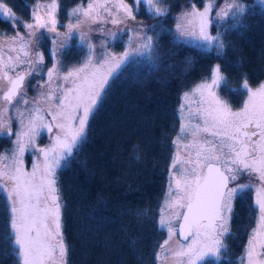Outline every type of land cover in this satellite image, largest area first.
Returning <instances> with one entry per match:
<instances>
[{
    "label": "snow or ice",
    "instance_id": "obj_1",
    "mask_svg": "<svg viewBox=\"0 0 264 264\" xmlns=\"http://www.w3.org/2000/svg\"><path fill=\"white\" fill-rule=\"evenodd\" d=\"M34 3L35 7L27 5L30 16L26 22L14 13L7 0H0V17L26 29L22 34L12 24L15 34L8 41L12 45L9 53L16 55H8L7 60L0 55V79H6L9 85L7 91L0 89V133L15 136L14 148L0 153V197L8 210L10 245L18 264H67L63 202L56 174L84 142L89 119L104 98L109 81L133 57H146L162 65V34H168L174 44L193 41L201 52L223 56L226 35L243 26L242 20L252 6L244 0H223L217 8V0H204L201 10L191 3L174 17V29H164L162 24H127L136 20L135 11L142 4L150 18L166 17L170 9L164 0H87L86 4L79 0L68 13L74 22L70 19L63 25L67 31L59 33L58 0L44 4L43 13L39 0ZM229 20L232 23L220 31ZM108 22L124 27L119 32L95 29L103 32L104 38L99 45L94 44L89 34L92 25ZM83 25L88 26V32L82 30ZM214 26L218 27L213 35ZM157 27L161 31H155ZM38 29L55 34L50 50L53 58L68 48L74 36L86 46L87 55L79 66L63 74L62 62L54 59L53 66L47 69V81L38 84V95L30 98L25 78L42 74L43 53L33 49ZM121 32L131 35L124 50L116 53L110 50L109 41H115ZM192 63L189 58L188 64ZM21 65L26 70L17 72ZM168 67L174 65L169 63ZM222 86L227 88L228 80L220 64H216L209 76L183 93L182 98L189 104H181V111L187 107L189 123L181 124L180 134L172 143L179 147L189 133L191 139L183 145V156L177 151L172 157L168 192L156 221L168 234L156 253L162 264L169 258L174 264H220L222 253L227 251L224 238L230 235L233 201L246 190L254 193V226L238 264H264V82L253 88L246 77L243 79L241 87L247 98L238 110L220 95ZM9 111L15 116H9ZM13 119L19 125L15 131ZM44 131L51 134L50 143L39 147L37 138ZM26 150L36 157L30 169L23 159ZM243 175L249 181L238 183ZM177 236L175 246H171Z\"/></svg>",
    "mask_w": 264,
    "mask_h": 264
},
{
    "label": "trees",
    "instance_id": "obj_2",
    "mask_svg": "<svg viewBox=\"0 0 264 264\" xmlns=\"http://www.w3.org/2000/svg\"><path fill=\"white\" fill-rule=\"evenodd\" d=\"M33 1L7 0V3L20 16L28 17L27 5ZM203 1L164 0L170 11L159 19L150 18L143 4L135 14L146 26L162 24L164 29H174L175 12L188 3L201 5ZM78 2L58 0L57 30H63L70 9ZM244 3L252 7L242 20L243 26L226 35L223 56L203 53L194 42L174 44L168 34H162L159 40L165 55L162 65L146 57H133L109 81L104 98L89 119L84 142L56 174L63 202L67 264L157 263V248L166 231L156 221L175 146L172 142L179 129L182 91L209 76L215 60L228 80V87L219 89L220 95L231 106L240 105L245 97L241 87L245 77L249 85L264 78V3L260 0H244ZM222 4L223 0H217V8ZM231 23L229 20L219 30L223 32ZM12 31V24L0 17V38ZM39 31L42 74L28 76L26 82L33 81L29 92L45 75L52 60L62 62L63 72L74 64L79 65L87 55L86 46L74 36L68 48L62 54L58 51L53 58L50 52L53 34H48L46 29ZM155 31L161 29L157 27ZM122 39L109 41V45L121 48ZM189 58L193 61L191 65ZM169 63L174 67H168ZM8 142L9 136L0 134V147ZM252 198V192L246 190L233 201L230 235L224 238L227 251L222 253L220 264H238L254 225ZM9 232L8 210L0 197V264H18Z\"/></svg>",
    "mask_w": 264,
    "mask_h": 264
},
{
    "label": "rangeland",
    "instance_id": "obj_3",
    "mask_svg": "<svg viewBox=\"0 0 264 264\" xmlns=\"http://www.w3.org/2000/svg\"><path fill=\"white\" fill-rule=\"evenodd\" d=\"M39 2H40V4H41L40 12L43 13V11H44V9H43V5L49 3L50 0H39ZM127 2H128V3H132V2H129L128 0H127ZM84 3L86 4V3H87V0H86ZM29 5H31L32 7H35V3H34V1H33V2H29ZM76 5H77V4H75V5L70 9V11H71ZM9 6H10V5H9ZM190 6H191V3H188L187 5L182 6L177 12L174 13V17H176V16H177V15H178L183 9H185L186 7H190ZM203 6H204V1H203V3H202L201 5H196V7H197L198 9H201V10H202ZM13 11H14V13H15L18 17H20L23 21H26V22L29 21L30 9H29V15H28V17H22V16H20V15L14 10V9H13ZM57 18H58V15H57ZM70 19H72L73 22H74V18L68 17L67 20L64 21V25H67V23L69 22ZM58 21H59V18H58ZM138 22H139V23H142V24L145 25V23H144L140 18H138L137 15H136V20H135V21L129 20V21H127V24H128L129 26H133V25H135V24L138 23ZM12 24H15V27L19 30L20 33L23 34V33L26 32V29H25L24 27L20 26L19 24H16L15 21H13ZM175 24H176V20L174 19V27H175ZM123 27H124V25H112L110 22H108V23H106V24H103V23H102V24H98V25H92L93 30H92L89 34H90V36H91V38H92V42H93L94 44H96V45H99V44L101 43L102 39L104 38V33H103V32H100V31H97V30H95V29H97V28H104L106 31H107V30H111V31H117V32H119V30L122 29ZM82 30L85 31V32H88V31H89L88 26H87V25H83V26H82ZM66 31H67L66 27H64L63 30H57V32H59V33H65ZM211 31H212V34L214 35V34L216 33L217 30H212V29H211ZM39 32H40L39 29L36 30V32H35V36H34V39H33V49L35 50V49L38 48L39 51L43 53L42 48H41V47L39 48V46H38V42H39V41H38V38H39V36H40ZM48 32H49V31H48ZM51 33H52V32H49L48 34L51 35ZM14 34H15V32H14V28H13V31H12L11 34H9V35H3V36H1V38H0V55H3L4 58H5V60H7V57H8V55H10V54H11L12 56H15V55H16L15 52H11V53H9V49L12 47V45H11L10 43H8L10 37H12ZM52 34H53V35H52V40H51V44H50L51 49H53V43H52V41H53V38L55 37V34H54V33H52ZM129 35H131L130 32H129L128 34H124V33L121 32L120 35H118L117 38H119V37H123L122 40L124 41V45H123L121 48H117V49H116V48H112V47L109 45L110 50L115 51L116 53H120V52H122V51L124 50V47H125L126 44H127V41H128V37H129ZM149 35H150V33H149ZM76 38L79 39L78 36H76ZM189 42H193V41H189ZM194 43H195V42H194ZM97 51H99V48H97ZM32 58H33V59L35 58V57H34V54H33V57H32ZM53 63H54L53 60H52L50 63H48V65H47V67H46V69H45L46 71H44V72H45V75H44L42 78H40V81H39V82H37L35 85L32 86V91H31V92L28 91V88L30 89L31 86H29V85H30L31 82H33V81H31V82L28 84V83L26 82V79L28 78V76L25 78L24 85H25V89H26V91H27V96H28V97L31 98V97H36V96L38 95V91H39V89H38L36 86H37L38 84H44V83L47 81V69H48V68H51V67L53 66ZM80 63H81V62H80ZM80 63H79V65H80ZM216 64H219L218 61H216V60L213 61L212 64H211V69H212V67H213L214 65H216ZM79 65H78V64H74V65L70 66L69 69L73 68L74 66H79ZM19 70H26V66L21 65V67L18 68L17 71H19ZM66 72H67V71H63L62 74H63V73H66ZM10 75H12V73H10ZM29 77H30V76H29ZM201 80H202V79H201ZM201 80L195 82V83L192 84L189 88L184 89V90L182 91V93H181V99H180V103H179V113H180V118H181V119H180V122H179V129H178V133H177V135L180 134L181 124H188V123H189V121L186 119V117H187V115H188V109H187V107H185V109H184L183 112L181 111V104H185V105H188V104H189V101H186V100H184V99L182 98V97H183V93H184V92H188V91H190V90H191V89H192V88H193L198 82H200ZM260 82H264V78H262V79L259 81V83H260ZM7 83H8V82H7L6 79H0V89L4 90V88L7 86ZM259 83L255 84V85H250V86L253 87V88H255ZM246 98H247V93L245 94V97H244V99H243V101H242V103H241L240 105H238V106H231V107H232L234 110H238V109L242 106V104H243V102H244V100H245ZM191 103H192L193 108H194V107H195V100H192ZM0 106H3V105L0 104ZM41 107H44V105L41 104ZM8 115H9V116H15V113L12 112V111H9ZM192 122L195 123V121H192ZM18 127H19L18 123L16 122L15 119H13V121H12V129H13V131L17 130ZM0 134H4V133H0ZM50 135H51V134L47 133L46 131L42 132L41 135L37 138V144H38V146H39V147H45V146H47V145L50 143ZM177 135L175 136V138L177 137ZM190 139H191L190 133L188 134V138H187V139H181V141L179 142V147L176 146V145L174 146V150H173L172 157H173V155H175V154L177 153V151H179L180 154H181V156H183V154H184L183 145L189 143ZM14 141H15V136H9V142H8L7 144H4L2 147H0V153L10 152V151L14 148ZM23 159H24V162H25V166H26V168L30 169V168H31V165H32V162L36 159V157H35V155L32 154L31 150H26L25 153H24V157H23ZM171 163H172V158H171L170 165H171ZM170 165H169V170H170ZM248 181H249V177H248L247 175H243V176L240 177L238 183H247ZM254 182H255V181H254ZM168 185H169V174H168V176H167V183H166L165 193H164V195H163V198H162V201H161V204H160V209H161V207H162L163 204H164L165 196H166V194H167V192H168ZM230 186H231V185H230ZM251 192H252V191H251ZM252 196H254V193H253V192H252ZM159 214H160V210H159ZM158 217H159V216H158ZM253 226H254V225H253ZM165 231H166V229H165ZM178 238H179L178 236H177V237H173V240L171 241V246H175V240L178 239ZM166 239H168L167 231H166L165 237L161 240V242L159 243V245L162 244L163 241L166 240ZM247 240H248V239H247ZM246 243H247V242H246ZM159 245H158V248H157V252L160 251ZM156 261H157L156 264H162V262H161L160 260H157V259H156ZM164 264H174V262H173V260H172L171 258H169L166 262H164Z\"/></svg>",
    "mask_w": 264,
    "mask_h": 264
},
{
    "label": "water",
    "instance_id": "obj_4",
    "mask_svg": "<svg viewBox=\"0 0 264 264\" xmlns=\"http://www.w3.org/2000/svg\"><path fill=\"white\" fill-rule=\"evenodd\" d=\"M23 71H25V70H19V71H17V72H23ZM12 75H14V74H12ZM8 87H9V85H8V83H7V86L4 88L3 91H7Z\"/></svg>",
    "mask_w": 264,
    "mask_h": 264
}]
</instances>
